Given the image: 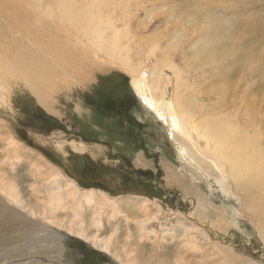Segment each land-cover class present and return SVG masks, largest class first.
Masks as SVG:
<instances>
[{"label": "rangeland", "instance_id": "374dc122", "mask_svg": "<svg viewBox=\"0 0 264 264\" xmlns=\"http://www.w3.org/2000/svg\"><path fill=\"white\" fill-rule=\"evenodd\" d=\"M114 1L125 8L115 14L122 20L119 29L129 23L132 51L156 45L150 62L168 58L183 71L188 103L198 102L210 113L230 114L229 105L239 101L241 125L247 122L243 114L248 107L262 113V121L256 118L264 127V0ZM217 42L224 47L212 51ZM214 56L215 63L209 64L206 58ZM223 56L228 65L220 62ZM95 58L86 61L89 73H80L79 85L75 77L61 75L60 84L50 83L42 90L47 93L42 103L22 82L7 81L4 90L16 111L12 117L21 143L9 144L1 127L0 178L14 185L24 203L4 202L5 206L23 211L36 205L34 200L41 198L30 192L31 183L42 193L57 186L67 190V180L81 192H104L108 203L82 201L75 217L72 205L77 200L63 196L67 207L54 216L48 214L52 220H44L63 234L70 231L65 233V264H121L111 253L116 248L120 255L124 248L127 257L121 261L136 260L132 264H264L263 223L250 209L246 192L227 180L230 194L225 202L221 199L223 207L217 190L210 191L205 181L177 160L168 133L139 104L126 72L103 54ZM230 66H239V100L220 103L218 84L212 79ZM165 75L170 76L168 70ZM168 88L172 89L170 84ZM251 99L258 100L256 107ZM191 105L190 112L198 114L195 118H202L204 111ZM56 132L68 141L98 144L104 151L96 160L68 148L60 154L37 138ZM198 146H203L202 140ZM48 167L58 174L57 183L46 179ZM11 224L4 222L7 237L13 232ZM109 236L112 244L105 251L100 246ZM9 248L8 242L3 249Z\"/></svg>", "mask_w": 264, "mask_h": 264}, {"label": "bare ground", "instance_id": "6f19581e", "mask_svg": "<svg viewBox=\"0 0 264 264\" xmlns=\"http://www.w3.org/2000/svg\"><path fill=\"white\" fill-rule=\"evenodd\" d=\"M120 5L114 0H0V130L1 127L6 130L9 144L21 143L19 137H16L18 124L12 117L15 109L9 94L5 92L8 80L22 82L35 94L38 102L42 103V97L46 93L42 90L49 88L50 83L60 84L57 79L61 75L79 80L81 72L89 73L86 61L92 62L91 57L97 59L103 54L129 76L132 93L142 108L168 133L169 138H166L170 140L177 160L205 181L210 191L217 190V199L223 207L222 202L230 194L226 186L227 180L234 186L237 182L238 189L246 192L250 209L263 223L260 234L264 239V127L256 118L257 115L259 121H262V113H255L257 108L250 111V108L245 107L247 112L243 116L247 122L241 125L239 101L229 105L232 108L230 114L210 113L198 102L195 105L188 103L183 71L177 70L168 58L150 62L156 56V45L150 43L142 49L132 51L134 47L130 46L133 38L129 37V23L125 22L120 25L123 29H119L118 24L122 20L115 14L118 10L124 11V6ZM209 36L211 37V33ZM224 45L223 42H217L212 51H217ZM223 57L220 62L228 65L227 59ZM214 58L216 56L206 59L210 64ZM230 67L226 71L220 70L212 79L218 84L220 103L230 99L239 100V66ZM165 70L169 71V77L165 75ZM70 73L73 76L68 75ZM76 82L79 85L80 80ZM169 84L172 89L168 88ZM251 100V106L256 107L258 100ZM190 105L204 111L202 118H195L198 114L190 112ZM57 133L60 132L45 138L37 135V138L43 144L53 146L60 154L68 148L96 160L104 151L98 144H89L81 139L68 141L64 134ZM201 140L203 146L199 147ZM50 142L52 145L47 144ZM50 163L48 164L54 166ZM48 174L46 179L57 183L58 174L52 169ZM30 186V192L41 199L36 198V205L30 208L17 211L5 206L4 202L19 206L24 200L13 184L9 185L0 178V264L5 261H9L7 264H65V233L70 231L63 234L58 228L45 225L44 220H52L48 214L54 216L58 210L67 207L62 201L63 196L77 200L72 205V217L78 216L82 201L86 205H98L108 203L110 199L104 192L97 194L93 189L81 192L75 183L68 180L65 191L57 186L56 190L50 189L49 192L46 190L42 193L32 183ZM5 221L11 222L10 226L13 228L8 237ZM56 225L62 226L59 223ZM192 229L194 230L190 226L189 230ZM141 230L142 225L139 232ZM189 230L185 232L189 233ZM111 240L112 236L102 240L100 247L108 251ZM8 242L10 248L7 251L3 248ZM111 253L121 264H132L134 260L127 259L124 263L121 261L126 254L124 248L121 255L118 248Z\"/></svg>", "mask_w": 264, "mask_h": 264}]
</instances>
